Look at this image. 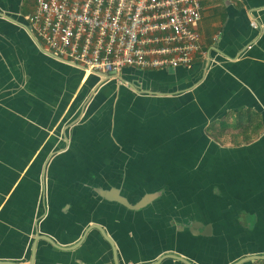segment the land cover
Returning a JSON list of instances; mask_svg holds the SVG:
<instances>
[{"label": "crops", "instance_id": "1", "mask_svg": "<svg viewBox=\"0 0 264 264\" xmlns=\"http://www.w3.org/2000/svg\"><path fill=\"white\" fill-rule=\"evenodd\" d=\"M35 3L0 0V262L264 264V0H202L190 68L107 77L47 55Z\"/></svg>", "mask_w": 264, "mask_h": 264}, {"label": "built area", "instance_id": "2", "mask_svg": "<svg viewBox=\"0 0 264 264\" xmlns=\"http://www.w3.org/2000/svg\"><path fill=\"white\" fill-rule=\"evenodd\" d=\"M202 12V0H36L26 20L57 61L110 76L125 68L192 67L202 54ZM251 27L260 28L255 20ZM39 185L37 210L46 202L41 176Z\"/></svg>", "mask_w": 264, "mask_h": 264}, {"label": "water", "instance_id": "3", "mask_svg": "<svg viewBox=\"0 0 264 264\" xmlns=\"http://www.w3.org/2000/svg\"><path fill=\"white\" fill-rule=\"evenodd\" d=\"M2 16H4L2 13H0V17H2ZM7 19H10V18H8V17H6ZM38 43V42H37ZM39 44V43H38ZM47 53V52H46ZM47 55L49 56V57H51L52 59H54L52 56H51V54H49V53H47ZM54 60H56V59H54ZM57 61V60H56ZM58 62H60V61H58ZM60 63H62V62H60ZM63 64H65V63H63ZM65 65H68V64H65ZM70 66H72V65H69V67ZM74 67V66H73ZM105 77H107V76H105ZM52 161H53V159L51 158V159H49V161H46V164H44V167H43V171H42V173H41V178H42V180H43V189H44V193H46L45 194V196H46V202L42 205L41 204V206H39L40 208L37 210V208H36V213H35V220H36V222H35V231L33 232V233H37V231H40L41 230V226H42V224H43V222L47 219V217H48V215L44 218V216H45V210H49V206H48V203H47V198H48V191H49V178H50V168H51V164H52ZM39 180H40V178H39ZM46 190V191H45ZM39 196H40V194H39ZM45 201V200H44ZM37 230V231H36ZM34 236V235H33ZM36 236V235H35ZM34 236V237H35ZM48 241L52 244V245H56L55 244V242L54 241H52L51 239H49L48 238ZM109 241V240H108ZM110 242V241H109ZM57 246V245H56ZM58 247V246H57ZM59 248V247H58ZM173 258L174 259H177V260H179V261H181V262H183V263H185V264H192L191 262H189V261H187V260H185V259H182V258H180V257H177V256H173ZM258 258H264V257H250L248 260H256V259H258ZM0 264H19V263H4V262H0ZM29 264H35V255L33 256V258H32V260L30 261V263ZM118 264V263H117Z\"/></svg>", "mask_w": 264, "mask_h": 264}]
</instances>
